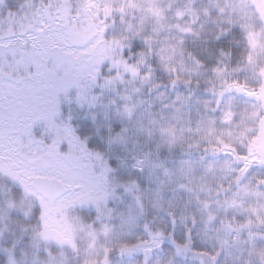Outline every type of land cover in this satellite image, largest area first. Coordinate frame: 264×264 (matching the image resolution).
<instances>
[{
	"label": "snow or ice",
	"instance_id": "6c2138e0",
	"mask_svg": "<svg viewBox=\"0 0 264 264\" xmlns=\"http://www.w3.org/2000/svg\"><path fill=\"white\" fill-rule=\"evenodd\" d=\"M0 264H264V0H0Z\"/></svg>",
	"mask_w": 264,
	"mask_h": 264
}]
</instances>
